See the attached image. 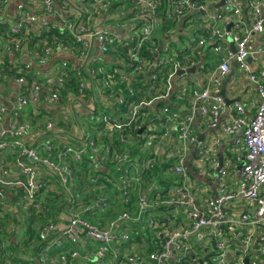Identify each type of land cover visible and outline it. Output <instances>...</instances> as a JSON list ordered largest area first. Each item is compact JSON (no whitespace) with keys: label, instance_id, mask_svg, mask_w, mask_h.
<instances>
[{"label":"built area","instance_id":"built-area-1","mask_svg":"<svg viewBox=\"0 0 264 264\" xmlns=\"http://www.w3.org/2000/svg\"><path fill=\"white\" fill-rule=\"evenodd\" d=\"M24 3L35 4L41 2L43 5V12L50 13L53 10V0H23ZM81 3H87L89 0H76ZM97 3L98 12L104 10L108 11L110 8L111 0H91ZM133 5L134 26L135 22H139L137 35H132L128 38H123L117 34L105 30L100 27H87L81 19L76 22L68 19L63 20V27L66 30H72L73 38L76 42L81 44L80 54L83 58H88L89 49L91 43L95 42L100 56H94L91 59V64H88L87 59L84 61V68L80 66L72 65L71 69L76 72L78 76V89L72 96L73 103H80L87 109L89 116L93 120V123L101 125L103 133L107 130H115L116 141L118 143L128 144L131 140V133L129 131L139 128L142 116L140 115V107L147 106L152 103L153 100H147L144 97L138 98V102L129 101L121 94L113 93V81L123 83L129 95L135 93L131 89V73L133 71L146 72L149 60L142 55L141 48L146 42H151L155 45V40H152V33L155 25L158 24L156 18L157 7L159 0H128ZM6 0H2V4L5 5ZM215 3L214 0H169L167 7V15L169 18L184 17L188 12H202V18L208 21L209 31L206 36H193L192 43L204 46L206 41L211 42L212 49L216 53H221L219 64L217 66L218 73L224 75L230 70V63L236 61L239 67L250 74V78L257 82L259 100L256 110L250 119H246L243 116L244 107L235 102L233 104H227L224 98L219 94L217 89H210L208 87L202 89H190L189 93L192 99H195L198 103L199 111L204 115H209L210 124L215 125L217 117L227 109H233L236 114L232 117L229 123L223 126V131L226 134H234L238 131L242 133V138L237 141L240 149H245V158L241 167L240 182L238 193L245 199L255 204L256 210L254 213H241L238 218L227 216L223 210V204L229 200L236 193L222 192L217 197H214L208 201L207 209L200 210L195 206H192L191 199V184L188 182V169L185 165V148L177 149V160L174 163H170L167 172L172 173L177 180L173 182L174 186L172 194L169 197L162 198L160 200L150 201L146 195L140 194L137 201L138 211L133 217L130 213L122 211L112 217L105 226L100 221L93 222L81 215L82 210L78 209L74 203L79 200V193L73 192L75 185L73 183L75 177L74 161L82 158L83 154L89 151L92 157L98 158L103 151L105 156L104 160L110 159L115 166L116 173L114 175L98 174L91 176V182L93 183H105L116 181L118 182L117 189L122 193L126 201V195L130 192V187L134 181H138L141 175L146 174L148 169L152 167L156 159L155 158H133L130 156L127 150L119 151L115 145L107 144L105 146L100 145L98 141L91 136L88 129H85L79 124V144H57L54 137H49L42 141L40 146L36 147L25 141L26 136L31 132V125L27 121L20 120V111L27 105L34 103L37 104L41 97L43 104L46 106H52L59 102L61 97V90L65 81V75L68 74L67 62L62 60L61 67L58 68V75L52 84L51 90L44 91L42 84L35 79L29 82L27 87V93L23 92L20 88L26 83V77L24 75H13V80L19 85V90L13 101V106L7 109L0 103V151L8 149L15 154V164L19 167L20 173L23 175V179H13L6 181L2 178V174H8L9 169L0 170V185L7 186V192L0 187V216L4 208H8L18 202L22 203L23 207L34 203L36 205V191L42 193L54 190L51 183V178L54 177L59 183L60 187L64 191V197L67 203L64 208L65 219L60 221H51L45 224L41 228L40 238L46 243L43 247V251H48L50 245L55 247L62 246V240H67L71 243H77L80 240H93L98 243V246L94 254L89 257L84 255L88 264H107L106 256L110 253V244L116 239H128L127 231L122 228L118 232H115V228L118 224L123 223L127 225L130 220L140 218L141 214L145 211L147 206L154 204L160 205H181L186 208V220L187 224L184 227L167 231L162 229L160 235L164 237V240L158 246L159 250L153 252L149 259L154 264H166L169 259H172L171 264H207L206 261L196 257L195 251L191 247V238L201 239L204 236V229L210 228V233L215 239L216 247L221 250L220 253L212 251L215 254L211 256L213 264H226L225 259V247L226 241L224 239V227L230 224L228 232L235 238L239 235L240 227L246 223L251 225L258 224L264 218V193L260 192V187L264 185V84L257 81V75L253 73V70L248 62V57L255 51L264 52V38L261 40L260 46L257 50L251 48V38L255 34L262 33L264 31V0H249L247 2V8L242 9L238 0H224L223 9L210 12L209 5ZM252 16V20L247 23L244 18V12ZM96 12V9H95ZM97 12V13H98ZM3 15V13H2ZM38 15L30 13L25 9V4L19 3L16 10L15 19L3 18V21L8 24V31L11 34L17 35L27 24L33 23L38 20ZM188 22L191 25V20ZM231 24V27L226 30L221 23ZM42 26L49 25V22L41 23ZM230 35L234 42L235 49H229L223 46L222 42ZM229 37V36H228ZM126 50L127 62H124V66L131 70L127 73L118 75L116 79L112 74H108L107 70H103V63L99 62L105 60L104 56L113 53H119L121 50ZM3 52H13L19 55V59H23L25 51L17 53L19 51V44L13 38L9 39L2 47ZM73 53L71 47L67 43L59 42L57 49L52 46H45L42 53L38 55V64L43 65L54 53ZM157 52L156 46L154 47V54ZM4 55V54H3ZM3 55L0 56V62L3 59ZM127 64V65H126ZM192 64V63H191ZM183 66L181 61L177 58V54L170 52V48L165 50V53L160 58H156V61L151 63L153 65H167L168 74L166 77V90L164 93L156 96V99L163 100L164 97H169V92L172 88V79L175 77L183 76L186 74V69L191 67ZM27 66H30L27 63ZM83 68L84 74L80 72V68ZM182 69L185 72L177 74ZM82 74V75H81ZM260 75H264V68L260 70ZM91 77L99 78V90L98 96L92 97L94 91L88 89V84H91ZM157 76L150 74L147 80L153 82ZM210 80L214 83H218V78L211 76ZM152 88L154 86L152 85ZM156 89V86H155ZM84 90L90 91L91 101L85 99ZM134 92V93H133ZM42 94V96H41ZM136 94V93H135ZM100 99L102 102L112 104L115 106L116 111L114 115L104 113L101 111L96 112V105L94 99ZM11 113L14 120L10 122L8 130H4L1 127V123L6 115ZM163 119L165 122L174 120L175 113L171 112L168 107L162 108ZM56 122L48 121L45 124L44 129L49 132L55 133ZM7 132L9 135H7ZM178 138L186 143H195L196 135L191 128V118L187 117L177 123ZM36 133H32L31 136H37ZM108 134V133H107ZM142 140V148L145 149L150 145L154 139L162 138L165 136V132H162L158 136L154 132H147L141 135L136 134ZM200 147V143H198ZM156 154V149L153 150ZM209 156L206 151L201 149L199 151L198 161L202 162L205 159L208 160ZM212 160H215L212 158ZM216 163V162H215ZM94 165L96 168L101 167L102 161L92 158L90 165ZM217 173L224 175L226 169L215 164ZM19 188V190H18ZM11 193V195L9 194ZM17 205V204H16ZM17 205V206H18ZM109 201L103 196H100L96 201L83 205V210L90 211L91 215L97 213H106L109 207ZM154 220H151L152 222ZM155 222V221H154ZM10 232L15 233L13 228ZM241 233V232H240ZM56 235L54 238H50L52 235ZM260 240L264 241V236H260ZM240 242L243 247H237L241 251H247V240L241 234ZM186 253L191 254L189 258H186ZM69 256L76 258L79 253L76 250L70 251ZM58 257L62 261H66L67 253L60 252ZM39 264H49L47 257L42 251L33 259ZM29 262L27 264H33ZM126 261L130 264H145L139 260L138 256L126 255ZM249 264H256L255 259H249Z\"/></svg>","mask_w":264,"mask_h":264},{"label":"crops","instance_id":"crops-1","mask_svg":"<svg viewBox=\"0 0 264 264\" xmlns=\"http://www.w3.org/2000/svg\"><path fill=\"white\" fill-rule=\"evenodd\" d=\"M66 0H53V10L50 13L43 12V5L41 2L35 4L24 3L23 0H6L4 6L3 15L8 19H15L16 10L19 3L25 4V9L30 12L38 15V20L27 24L26 26L29 29H32L35 32H41L44 26L41 23L49 22V27H63V20L68 19L70 21L76 22L78 19H86L85 23H90L93 27H100L110 32L117 34L120 37L128 38L132 35H137L138 29L132 23H134V15L135 11H133L132 4L125 1L120 0L119 4H116L119 0H111L110 8L108 11H100L97 10L96 2H87L81 3L76 0H71L72 4L68 5L64 3ZM215 3L209 5V11H217L219 8H224L223 6L215 7L220 0H214ZM248 0H244L243 3H239L242 9L247 8ZM96 9V12H95ZM220 9V10H221ZM6 12V13H5ZM98 12V13H97ZM244 12V18L249 23L252 20V16ZM89 13V16H87ZM86 18H85V16ZM173 25L168 26L165 31H161L156 35V47L157 52L154 54V59L160 58L161 55L165 53L167 48H170V52L173 54H182L185 55L191 51V57L194 59L191 61V68L193 70L190 72H186L184 77H174L172 79V88L169 92V97H164L163 100L152 98L147 100H153L151 104L147 105L146 108H149L152 114L155 115V120L147 121L148 113L147 111L142 114L141 123L139 126V130L144 126V129L141 131V135L147 132H154L155 135H159L162 132H165V136L158 139L156 141L155 149L157 152L158 162H169L174 163L177 158L176 152L177 149L185 148L186 158L184 160L186 163L191 164V173L188 171V182L191 184V199L192 206L200 210L207 209L208 201L214 197H217L222 192L236 193L235 196L225 201L223 204V210L227 216L238 218L241 213H254L256 210V206L251 201L245 199L242 195L238 193L239 190V182H240V173L241 167L243 165V161L245 158V149H240L237 141L242 138V133L240 131L234 134H226L223 131V126L232 119V117L236 114V111L233 109H227L222 112L216 120L215 125L210 124L209 115H204L199 111L198 103L195 99H192L190 96L189 90L196 88L202 89L208 87L210 89H217L220 93L222 89H224V94L227 99L231 102L227 103L226 99L224 100L227 104H233L238 102L244 107L243 116L246 119H250L257 107L259 100V92H258V84L256 81L250 78V74L248 72L243 71L236 61H232L230 63V70L224 75H220L217 70V66L219 64V59L221 53H216L212 49L211 42L209 40L206 41V46H200L192 43L193 36H206L209 31L208 21L203 18H198L191 20V25L188 21H185L183 17L173 18ZM202 25L201 29H197V25ZM222 26L228 30L231 27V24L221 23ZM7 26V31H8ZM229 36V37H228ZM225 40L222 42L223 46L226 48L235 49L234 42L231 39V36L228 35ZM264 38V31L259 34H255L251 38V48L253 50H257L258 46H260L261 40ZM45 39H40L37 41L36 47H29L26 45L25 56H23V62L29 63L30 66H34L36 68L35 80L42 84V88L44 91L51 90L52 84L55 81L58 75V68L61 67V61L67 59L71 62L72 65L80 66L84 68V61L87 59L88 64H91V59L94 56H100V52L95 42L91 43V47L89 49L88 58H83L79 51H72L73 53H54L49 60L43 65L38 64V55L40 48L44 47ZM155 41V42H156ZM40 46V48H39ZM42 51V49H41ZM40 51V52H41ZM7 55V57L11 59L16 58V54L13 52H3L0 48V56ZM113 56L107 54L104 56L105 60L99 61L104 62L103 70L105 71L109 69V66L112 62H116L119 66L114 68V72L116 75L124 74V72H129L124 69V63L120 59H115ZM111 61V62H110ZM248 62L253 70V73L257 75V81L264 84V75H260V70L264 68V52L255 51L252 55L248 57ZM150 65V63H149ZM148 65L147 69V77L153 70V67ZM160 69H157V72ZM110 71V70H108ZM215 76L218 78V83H214L210 80L211 76ZM99 78L91 77V84H88V89H92L94 91L92 97L98 96L99 90ZM161 88L164 89V86L161 85ZM150 89H153L150 86ZM19 90V85L13 80L12 77H0V103L3 104L7 109H10L13 106V101L15 96L17 95V91ZM150 91H146L145 94H148ZM165 92V91H164ZM161 93H158V95ZM91 93H89L88 98H85L87 101H91L90 99ZM157 95V96H158ZM42 96V94H41ZM72 95H65L60 99L59 102L55 103L52 106H46L43 104L42 97L37 104L31 103L25 106L22 111H20V119L22 121L30 122L31 124V132L26 136L25 141L31 145H35L36 147L40 146L45 137L51 136L54 137L57 144L71 143V144H79V124L81 127L88 129L91 133L92 137H98L99 132L96 131L94 126L88 120L89 114L86 108H84L80 103H73ZM156 99V100H155ZM156 101H163L160 104L163 106L169 105L172 108V112L175 113V119L169 122H165L163 119L162 107L154 106ZM154 104V105H153ZM186 105V106H185ZM33 111L32 114L28 113V110ZM41 110H44L42 113ZM187 117L191 118V128L193 133L196 135L195 143H186L181 141L178 138L177 132V123L185 120ZM14 120V117L11 113L6 115L1 123V127L4 130H8L9 124ZM52 121L56 122L55 133H51L44 129L46 122ZM139 130L137 133H139ZM38 133L37 136L32 137V133ZM114 131L108 133L109 137L113 134ZM7 135L9 133L7 132ZM133 137L131 136V139ZM100 145H102L101 141L97 140ZM200 143L201 149L206 151V154L209 156L208 160H204L202 162L198 161L200 147L198 145ZM142 145V144H141ZM143 150L142 146L140 152ZM105 154L102 151L98 157H104ZM136 157V153L133 155ZM214 158L215 160H212ZM15 154L12 153L8 149H3L0 151V165L8 166L9 172L8 174H2V178L6 181L13 179H21L23 175L19 171V167L14 163ZM226 169V173L224 175H219L217 173V168L215 169L216 163ZM102 166L98 167L101 173L114 175L116 173L114 163L110 160H103ZM187 166V165H186ZM93 165H81L77 164V168L75 170V180L74 185L82 187L84 186V190L82 192L77 191L79 196H84L86 190V194H88L91 198V201L94 203L96 199L100 196L98 194L104 190H106V194L110 198L117 197L121 199V195L119 196L117 192L118 182L113 181L108 183V186H104L105 183H99L98 185H93L89 181V173L92 169ZM7 168V167H6ZM188 169V168H187ZM163 175H166L165 164L162 169ZM150 183L152 186H157L158 190L160 187L158 186L159 177L154 176ZM94 186L93 191L90 188ZM5 192H7L6 185H0ZM146 187V186H145ZM173 182L170 183V187L167 189L168 195L172 193ZM260 192L264 193V185L260 187ZM11 195V193H9ZM43 194V193H42ZM170 196V195H169ZM168 196V197H169ZM159 196H155V200L158 199ZM43 201V195H41L36 201V205L34 207L39 208V202ZM109 201V200H108ZM18 202L12 204L9 208L8 206L3 209L1 216L2 217L6 212L8 213V217H11L10 211L17 213V217H22V209L26 208H18ZM110 208L106 213H97L96 215H91L90 219L93 222L100 221L105 226L108 225V221L111 219L110 216H115L117 213H110L112 209H114V203L112 200L109 201ZM186 208L181 205H175L170 208L167 212L172 215V220L167 222L166 224H160L161 227L165 228L167 231H172L181 227L186 226ZM114 212L115 209H114ZM163 214L164 212L161 211ZM64 215V214H63ZM104 215V216H103ZM66 218V216H64ZM61 219H58L60 221ZM22 227V226H21ZM124 228L127 233L130 228V223L127 225L120 223L115 228V232H118L120 229ZM225 228V227H224ZM19 230L16 228L15 233L10 232L9 238L13 244L19 245L20 235ZM241 232V233H240ZM239 235L235 239L229 232L228 229H224V239L226 241L225 247V259L226 264H249V259H255L256 264H264V241L260 240V236H264V218L256 225H251L250 223H246L240 227ZM212 236L213 242L210 245L208 244V240L204 241V247L220 253L215 245V239L213 235L210 233V228L204 229V236L206 235ZM241 234L247 240V251H241V249H236L237 247H243V244L240 242ZM56 235H52L50 238H54ZM199 240L197 238L192 237L191 240ZM50 242L49 240L47 243ZM120 241L116 239L110 244V253H113L110 256H106L107 264H114L116 261V257H121L115 264H120L121 259L126 258V254L129 253L128 247L126 248H118L121 244ZM139 243V242H138ZM125 244V243H124ZM161 244L156 243L154 248ZM67 246L75 247L79 253V256L76 258H71L70 256L66 258V261H62L57 254L48 256V251L55 247L50 245L48 251H43V248L40 250L47 257L49 264H71V262L77 259V264H88L87 259L83 256L91 257L98 243L93 240H80L77 243H71L67 240H62V247L65 248ZM146 246V245H145ZM61 247V246H60ZM122 250V251H121ZM159 250V249H157ZM133 251L137 252L136 248ZM155 252V251H154ZM138 252L137 254H139ZM213 254H215L213 252ZM247 258V262H244V259ZM211 260V259H210ZM53 262V263H52ZM172 263V262H171ZM169 261L166 264H171ZM152 264L154 262L152 261ZM211 264L212 261H211Z\"/></svg>","mask_w":264,"mask_h":264},{"label":"trees","instance_id":"trees-1","mask_svg":"<svg viewBox=\"0 0 264 264\" xmlns=\"http://www.w3.org/2000/svg\"><path fill=\"white\" fill-rule=\"evenodd\" d=\"M127 4L129 3L128 0H123ZM168 1L169 0H159V5L157 7V13H156V18L158 20V24L155 25L153 33H152V40L156 39V35L161 32L162 30L165 31V29L168 26L173 25V20L169 18L167 15V7H168ZM239 3H243L244 0H238ZM249 1V0H248ZM1 2V0H0ZM86 2H92L91 0L86 1ZM120 0L116 2V4H119ZM64 3L71 5L72 1L71 0H66ZM133 7V5H131ZM221 8H219L220 10ZM223 9V8H222ZM221 9V10H222ZM4 12V6L1 5L0 3V48L1 51L3 45L6 44V42L13 38L15 41L18 42L19 44V51H16L17 53L21 52L22 49L26 48V45L28 44L29 47H36L37 48V41L40 39H45V44L44 47L49 45L52 46L53 48L57 49L58 43L63 42L69 44L71 47L72 51H81V44L76 42L73 38V33L72 30H66V28L62 27L57 28V27H49V25L44 26L41 30V32H35L32 29H29L26 25L23 27L22 31L18 33L17 35L11 34L9 31H7V26L8 24L3 21V18L6 16L2 15ZM6 13V12H5ZM85 16V15H84ZM89 16V13L88 15ZM191 17H195V19L202 18V12L201 11H195V12H188L183 18L185 21H189L188 19ZM86 18V16H85ZM86 19H83L81 21L84 22V25L87 27H93L92 24L90 23H85ZM140 24L139 22H135V25ZM202 25L198 24L197 29H201ZM156 41V40H155ZM157 44V41H156ZM151 44V42H146L141 48V53L144 55L151 63L155 62L156 59H154V47L156 46ZM206 44L204 45V47ZM43 47V48H44ZM40 48V46H39ZM43 48H40L43 50ZM157 48V47H156ZM39 54L42 53V51ZM115 59H120L123 63L127 62V54L126 50H121L119 53H113L112 55ZM112 57V58H113ZM177 58L181 61V64L183 66H188L191 64V61L194 60L191 57V51L185 55L182 54H177ZM67 62V70L68 74L65 75V81L61 90V97H64L65 95H74L77 92L78 89V76L76 75V72L71 69V62L67 59H65ZM111 62V61H110ZM127 65V64H126ZM104 66V63H103ZM116 66H119L116 62H112L109 66L110 71L107 70L108 74H112L113 77H110L111 79L118 77L116 75V72H114V68ZM153 70L151 71V75L154 74L156 77L155 81L151 82L150 80H147V71L146 72H138V71H133L131 73V89L135 91L133 95H129V92L126 90L125 85L123 83H118L116 81H113V93L114 94H121L125 99L126 102L133 101V102H138L141 97H144L145 99L155 98L158 93H164L166 90V77L168 74V68L169 66L167 65H153ZM80 68V67H79ZM124 69L126 71H130V69H127L126 66H124ZM148 69V66H147ZM157 69H160L157 72ZM84 69L80 68V72L84 74ZM35 73H36V68L34 66H27V63L23 62V59H19V55L15 59H11L10 57L8 58L7 55H3V59L0 62V77L1 76H13V75H24L26 77V83L21 86V90L25 93H27V87L29 85V82L35 78ZM149 74V76H150ZM82 75V74H81ZM184 77L179 76V78ZM154 86L153 89H150V86ZM161 85L164 86V89L161 88ZM156 86V89H155ZM146 91L148 94H145ZM85 93V98H88V95L90 91L84 90ZM156 100V99H155ZM163 102V101H161ZM160 101H156L155 105L156 107H168L169 110L172 112V108L169 105H162ZM94 103L96 105V112L101 111L104 113H108L111 115H114V112L116 111L115 106L112 104H107L106 102H102L100 99H94ZM186 106V105H185ZM22 111V110H21ZM148 113L147 121L150 120H155L156 117L154 114L151 113L149 108H146L145 106L140 107V115L144 112ZM43 113L44 110H41ZM29 114H32L33 111L30 109L28 110ZM21 120V119H20ZM88 120L91 121L90 123L94 128L96 129L97 132H99L98 137H94L96 140L101 141L102 145L105 146L107 144H113L119 151L127 150L130 154L131 157L136 153V158H155L156 162L155 164L148 169L146 174L141 175L138 181H134L130 187V192L126 195L127 199L126 201H123L125 198L123 197L122 193L117 192L118 195H121V199L115 197V198H110L106 194V190L100 192L98 196H103L109 201L112 200L114 203V209L116 212H114V209L110 211L109 214L111 213H117V212H122L126 211L130 213L133 217H135V214L138 211V206H137V201L138 197L140 194L146 195V197L152 201L155 200V196H159L157 200H160L162 198L168 197V191L167 189L170 187V183L174 182L175 180L178 179L175 175L172 173L167 172L168 167L170 166L169 162L163 163V162H158L157 159V153L154 154L153 150L155 149L156 141L159 139H154L153 142L148 145L145 149H143L140 152L141 149V144L142 140L140 137L136 136L138 134L139 128L137 127L135 130L129 131L131 136L133 137L130 142L126 145L123 143H118L116 141V134L117 131L113 130L114 133L111 134V137L107 133H110L112 130H107V132L103 133L101 129V125L93 123V120L91 117H88ZM30 123V122H29ZM143 123V122H142ZM145 123V122H144ZM143 123V124H144ZM31 125V124H30ZM45 137V139L49 138ZM94 159H98L95 157H92L89 151L83 154L82 158L79 160L74 161V166L75 170L77 168V164L81 165H90V162ZM135 158V157H133ZM100 161H103V157L99 158ZM15 163V161H14ZM165 164V171L166 175H163L162 169ZM8 166L6 165H0V170L1 169H7ZM102 171V170H100ZM98 168H96L94 165L89 173V181L91 182V176L95 175L96 173L98 174H105L101 173ZM154 176L159 177V183L158 186L160 189L158 190L157 186H152L150 183L151 179ZM22 177L21 179H23ZM75 180V177H74ZM73 180V183H74ZM51 183L53 185V189L51 191L44 192L42 194L41 191H36V200L43 195V201L39 202L38 207H34V205H28L26 208L22 209V217H17V213H14L13 211H10V216L8 217V213L6 212L2 217H0V264H27L29 262H32L33 259L38 255L40 250L46 245L47 241L44 239L40 238L39 234L41 231V228L45 226L46 223L51 222V221H58V219H65L64 215V208L66 206L65 203H67L66 198L64 197V191L60 187L59 183L54 179V177L51 178ZM93 185H98V183H93ZM109 184H104V186H108ZM146 186V187H145ZM174 186V184H173ZM95 187L92 186L90 188L91 191H93ZM19 190V188H18ZM84 190V186L79 187L76 186V188L73 189V192L77 193V191H80L82 193ZM87 192V190H86ZM84 194L82 197H79V200H77L74 205L82 210L81 215L89 220L90 219V211L83 210V205L92 202L91 198L88 194ZM172 194V193H171ZM155 200V201H157ZM175 206L174 204H169V205H160V204H154L152 206H147L145 208V211L141 214L140 218L135 219V220H130V228L128 229V239L123 240V239H118L117 241H120L119 243L121 244L118 246V248H126L128 247V256H138L139 260H141L142 263L148 264L150 263V255L156 251L157 249H160V247L154 248V245L158 242L161 243L164 240V237L160 235L162 233L163 227H161L160 224H166L167 222H170L172 220V215L167 212L170 208ZM18 208H23L22 203L19 202ZM164 212L163 214L161 213ZM108 212V211H106ZM104 216V215H103ZM113 216H110L112 218ZM151 220H154L150 222ZM22 226V227H21ZM230 224L225 226V230L229 229ZM13 228L14 230L17 228L20 232V241L19 245L13 244L11 241V238H9L10 234V229ZM208 240V244H212L213 239L212 236L206 235L203 239L199 240H191V247L192 250L195 251V256L206 261L207 264H211V256L213 255V252L207 248H205L204 241ZM139 242V243H138ZM125 243V244H124ZM146 245V246H145ZM136 248L137 252L133 251V249ZM75 247L73 246H67L65 248L61 247H52L48 252V256L54 255L56 252L59 254L60 252H66L67 257H69V252L73 251ZM122 251V250H121ZM140 252L139 254H137ZM113 253H108L107 255L110 256ZM127 255V254H126ZM191 254L186 253L185 257L189 258ZM125 256V255H121ZM121 257H116V261L114 264L121 258ZM77 259L73 260L71 264H77ZM53 263V262H52ZM33 264H39L37 261H33ZM51 264V263H50ZM120 264H130L129 262L126 261V258L121 259Z\"/></svg>","mask_w":264,"mask_h":264},{"label":"water","instance_id":"water-1","mask_svg":"<svg viewBox=\"0 0 264 264\" xmlns=\"http://www.w3.org/2000/svg\"><path fill=\"white\" fill-rule=\"evenodd\" d=\"M223 1H224V0H220L219 3H217V4L215 5V7L223 6ZM191 70H193V67H192V68L190 67V68L186 69V72H190ZM184 72H185L184 70L180 69V70L177 72V74L184 73ZM219 94L224 98V100L226 99L227 103L231 102L229 99H227V98L225 97L224 89H222L221 92H220ZM143 129H144V126L139 130V133H141V131H142ZM186 165H187L188 171L191 173V164H190V163H186ZM247 260H248V259L245 258V259H244V262H247ZM171 262H172V259H169V263H171Z\"/></svg>","mask_w":264,"mask_h":264}]
</instances>
